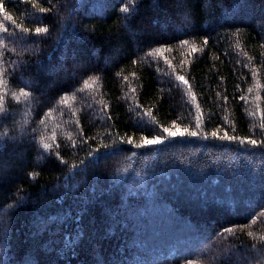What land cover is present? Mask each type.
<instances>
[{
	"label": "trees",
	"instance_id": "1",
	"mask_svg": "<svg viewBox=\"0 0 264 264\" xmlns=\"http://www.w3.org/2000/svg\"><path fill=\"white\" fill-rule=\"evenodd\" d=\"M0 264H264V0H0Z\"/></svg>",
	"mask_w": 264,
	"mask_h": 264
},
{
	"label": "snow or ice",
	"instance_id": "2",
	"mask_svg": "<svg viewBox=\"0 0 264 264\" xmlns=\"http://www.w3.org/2000/svg\"><path fill=\"white\" fill-rule=\"evenodd\" d=\"M40 31L43 32L45 30L44 29H40ZM196 128L199 129L200 125L197 124ZM164 132H166L169 137L184 136L185 134L191 135L193 137L198 135L197 131H189V129H187V128H185V129L176 128L175 131H169L167 128H165ZM217 135L218 134L216 132L212 133V136H214V137H216ZM220 138L221 139H226V140H231L232 139V137L228 136L227 133H225L224 136H222ZM161 142L162 141L160 139H156V140L153 141V143H155V144H159ZM248 143H251V144L255 145L256 141L255 140H250V141H248Z\"/></svg>",
	"mask_w": 264,
	"mask_h": 264
}]
</instances>
